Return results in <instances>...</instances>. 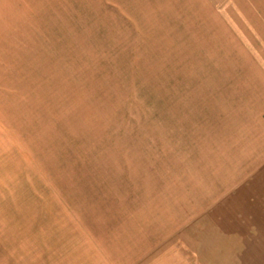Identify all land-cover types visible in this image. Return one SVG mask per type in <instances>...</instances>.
<instances>
[{"label":"rangeland","instance_id":"obj_1","mask_svg":"<svg viewBox=\"0 0 264 264\" xmlns=\"http://www.w3.org/2000/svg\"><path fill=\"white\" fill-rule=\"evenodd\" d=\"M148 252L264 264V0H0V259Z\"/></svg>","mask_w":264,"mask_h":264},{"label":"crops","instance_id":"obj_2","mask_svg":"<svg viewBox=\"0 0 264 264\" xmlns=\"http://www.w3.org/2000/svg\"><path fill=\"white\" fill-rule=\"evenodd\" d=\"M164 260L167 259H164V256H162L160 253L156 254V252H148V253H142L140 256H138V258H134V259L127 258V260L121 262V264H169V263H165ZM0 264H15V262L14 260L5 262L4 260L0 259Z\"/></svg>","mask_w":264,"mask_h":264}]
</instances>
